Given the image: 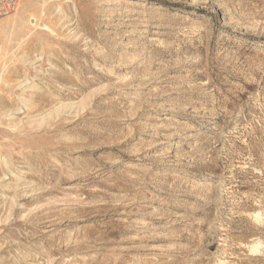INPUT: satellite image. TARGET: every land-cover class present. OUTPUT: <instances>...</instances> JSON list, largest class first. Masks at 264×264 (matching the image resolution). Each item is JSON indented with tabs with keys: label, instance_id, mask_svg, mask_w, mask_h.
Returning <instances> with one entry per match:
<instances>
[{
	"label": "rangeland",
	"instance_id": "rangeland-1",
	"mask_svg": "<svg viewBox=\"0 0 264 264\" xmlns=\"http://www.w3.org/2000/svg\"><path fill=\"white\" fill-rule=\"evenodd\" d=\"M17 3L0 264H264V0Z\"/></svg>",
	"mask_w": 264,
	"mask_h": 264
},
{
	"label": "built area",
	"instance_id": "built-area-1",
	"mask_svg": "<svg viewBox=\"0 0 264 264\" xmlns=\"http://www.w3.org/2000/svg\"><path fill=\"white\" fill-rule=\"evenodd\" d=\"M17 0H0V17L8 16L17 9Z\"/></svg>",
	"mask_w": 264,
	"mask_h": 264
},
{
	"label": "bare ground",
	"instance_id": "bare-ground-1",
	"mask_svg": "<svg viewBox=\"0 0 264 264\" xmlns=\"http://www.w3.org/2000/svg\"><path fill=\"white\" fill-rule=\"evenodd\" d=\"M33 20V19H32Z\"/></svg>",
	"mask_w": 264,
	"mask_h": 264
}]
</instances>
